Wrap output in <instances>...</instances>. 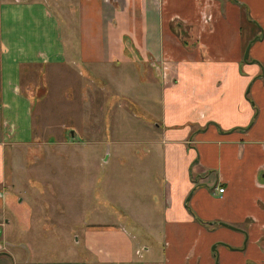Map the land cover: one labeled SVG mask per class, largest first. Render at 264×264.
<instances>
[{
    "label": "crops",
    "instance_id": "crops-1",
    "mask_svg": "<svg viewBox=\"0 0 264 264\" xmlns=\"http://www.w3.org/2000/svg\"><path fill=\"white\" fill-rule=\"evenodd\" d=\"M34 2L0 8L2 129H10L0 133V187L7 183L11 149L34 136L24 69L69 61L92 67V78L98 66L129 70L116 71L114 82L147 117V123L132 122V131L154 135L133 142L144 154L130 162L138 164L132 175L147 178L162 202L139 207L148 212L143 238L130 223L105 220V228L86 227L72 259L24 263L264 264V0H70L69 10L54 0L56 15L45 5L42 14ZM24 21L46 48L28 52L22 34L20 43L12 40ZM54 30L57 38L48 37ZM24 114L27 137L18 125ZM11 196L0 190V235L11 225L5 213ZM5 250L0 244V257L12 263Z\"/></svg>",
    "mask_w": 264,
    "mask_h": 264
},
{
    "label": "rangeland",
    "instance_id": "rangeland-1",
    "mask_svg": "<svg viewBox=\"0 0 264 264\" xmlns=\"http://www.w3.org/2000/svg\"><path fill=\"white\" fill-rule=\"evenodd\" d=\"M8 1L17 0H0V8ZM24 1H35L33 4L43 7L42 14H45V6L55 15L57 13L54 0ZM55 2L64 10H69L70 4L74 3L70 0ZM26 11L15 7V12L20 14ZM36 15L39 17L40 14ZM43 18L42 24L54 27V21ZM25 22L24 25L16 23L12 40L20 43L19 34H22L28 52L36 46L46 48L43 39L36 41L37 33ZM2 24L4 33L8 22L4 19ZM53 34L57 38L56 30L47 36ZM63 34L67 40V34ZM45 50L48 57L50 51ZM29 55L35 59L34 52ZM67 64L65 67L42 64L24 69L27 72L25 78L30 81L29 94L34 101L31 113L34 136L28 145L13 146L8 155L7 183L0 190L12 195V202H8L5 210L11 225L0 235V244L14 261L9 263L0 257V264L68 261L74 257V251H71L77 238L83 239L86 227L105 228V220L107 224L130 223L143 238L147 236L145 225L148 222L144 217L148 212L139 207L147 208V203L152 204L158 199L162 202L160 192L152 194L149 190L154 186L149 185L147 178L132 175L138 164L130 162L144 154V147L133 142L154 135L153 132L149 136L148 132L132 131V122L147 123V117L138 110L134 99L119 91L114 82L118 71L129 70L98 66L95 68L98 72L92 78V67L78 62L73 65L68 61ZM122 100L126 107L121 110L125 115L120 114L123 119L119 125L124 126L120 131L118 107L123 105ZM11 103L15 105L13 99ZM1 107L0 101V133L3 130L7 134L10 129L5 126L2 129ZM18 125L21 127L19 132L22 130L27 137L30 119L26 114L22 115ZM123 139L130 144L122 145ZM124 159L129 160L127 169L123 168L127 164Z\"/></svg>",
    "mask_w": 264,
    "mask_h": 264
},
{
    "label": "water",
    "instance_id": "water-1",
    "mask_svg": "<svg viewBox=\"0 0 264 264\" xmlns=\"http://www.w3.org/2000/svg\"><path fill=\"white\" fill-rule=\"evenodd\" d=\"M248 57H249V48H248L247 51H246L245 59H248Z\"/></svg>",
    "mask_w": 264,
    "mask_h": 264
},
{
    "label": "built area",
    "instance_id": "built-area-1",
    "mask_svg": "<svg viewBox=\"0 0 264 264\" xmlns=\"http://www.w3.org/2000/svg\"><path fill=\"white\" fill-rule=\"evenodd\" d=\"M224 191H225L224 189H219L220 193H224Z\"/></svg>",
    "mask_w": 264,
    "mask_h": 264
}]
</instances>
